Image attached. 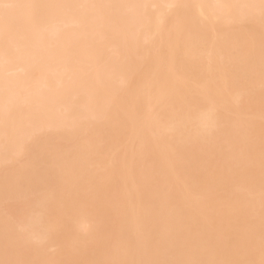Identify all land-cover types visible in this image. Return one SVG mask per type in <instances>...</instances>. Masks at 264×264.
Segmentation results:
<instances>
[{
	"label": "bare ground",
	"instance_id": "6f19581e",
	"mask_svg": "<svg viewBox=\"0 0 264 264\" xmlns=\"http://www.w3.org/2000/svg\"><path fill=\"white\" fill-rule=\"evenodd\" d=\"M4 2L0 261H258L262 0Z\"/></svg>",
	"mask_w": 264,
	"mask_h": 264
},
{
	"label": "snow or ice",
	"instance_id": "6c2138e0",
	"mask_svg": "<svg viewBox=\"0 0 264 264\" xmlns=\"http://www.w3.org/2000/svg\"><path fill=\"white\" fill-rule=\"evenodd\" d=\"M21 7H42L40 5H19L14 3L4 2L0 0V16L3 17L5 23L7 24L10 19L11 10L21 8ZM261 15L264 16V0L261 3ZM0 264H6L5 261H0ZM144 264H150V262H144ZM181 264H264V238H262L260 247V259L257 261L255 259L249 260H219V261H185Z\"/></svg>",
	"mask_w": 264,
	"mask_h": 264
}]
</instances>
